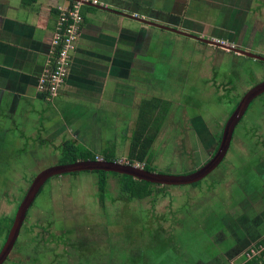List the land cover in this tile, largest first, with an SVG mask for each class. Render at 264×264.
Returning <instances> with one entry per match:
<instances>
[{
	"label": "rangeland",
	"instance_id": "1",
	"mask_svg": "<svg viewBox=\"0 0 264 264\" xmlns=\"http://www.w3.org/2000/svg\"><path fill=\"white\" fill-rule=\"evenodd\" d=\"M249 42L254 50L264 48L263 41ZM191 44L177 45L175 53L165 47L160 73L189 56ZM195 52L198 59L202 52ZM257 63L252 62L254 70L213 66L200 72L201 79L192 70V86L177 66L170 72L173 85L161 76L158 88L164 93L141 103L143 140L153 135L147 153L154 171L187 173L212 156L240 99L263 80L264 64ZM170 91L174 97L180 93V100ZM64 144L42 146L30 156L13 153L6 165L0 163V219L17 211L39 171L63 162ZM129 145L117 157L121 162H128ZM113 149L105 153L118 154ZM98 178L95 171L51 177L2 264H246L253 259L264 264V92L236 125L223 162L199 184L154 186L151 196L132 198L122 191V176L108 172L102 202ZM5 240L0 235V249Z\"/></svg>",
	"mask_w": 264,
	"mask_h": 264
},
{
	"label": "crops",
	"instance_id": "2",
	"mask_svg": "<svg viewBox=\"0 0 264 264\" xmlns=\"http://www.w3.org/2000/svg\"><path fill=\"white\" fill-rule=\"evenodd\" d=\"M101 1L108 8L82 6L84 22L69 75L54 101L48 102L38 90V80L52 48L59 7L68 2L0 0L1 164L6 165L13 153L30 156L42 146L57 149L67 141L95 152L98 159H106L105 150L111 147L118 151L111 154L121 155L127 142L131 146L135 140L138 126V141L145 134L142 101L150 102L163 92L158 88L161 76L172 84L170 72L177 65H165V75L159 68L165 47L174 52L184 42L194 44L176 68L189 86L195 69L199 72L194 76L201 79L200 72L206 74L213 66L212 70H254L252 62L264 64V59L251 56L264 57V48L254 50L249 42H264L262 0ZM196 49L202 52L198 59ZM176 96L172 95L179 101L181 94ZM156 103L145 110L152 113ZM15 214L14 210L7 222Z\"/></svg>",
	"mask_w": 264,
	"mask_h": 264
},
{
	"label": "water",
	"instance_id": "3",
	"mask_svg": "<svg viewBox=\"0 0 264 264\" xmlns=\"http://www.w3.org/2000/svg\"><path fill=\"white\" fill-rule=\"evenodd\" d=\"M259 59H264L263 56L258 54H251ZM264 92V80L252 86L240 99L237 106L232 111L230 117L227 119L221 139L217 150L214 154L198 168L187 173H162L154 170H148L140 167L135 163L121 162L120 160L109 159H77L73 162L58 163L48 166L39 171L33 178L26 194L17 208L12 226L9 230L8 236L0 249V264H2L8 257L10 251L14 247L21 227L25 221L27 212L37 195L42 190L45 183L53 176L62 175L65 173H74L80 171H95L104 170L107 172H116L119 174H127L134 178L145 180L150 183H156L166 186L177 185H193L200 182L202 179L215 170L225 159L227 152L230 148L233 132L236 125L245 114L249 104L257 96Z\"/></svg>",
	"mask_w": 264,
	"mask_h": 264
},
{
	"label": "built area",
	"instance_id": "4",
	"mask_svg": "<svg viewBox=\"0 0 264 264\" xmlns=\"http://www.w3.org/2000/svg\"><path fill=\"white\" fill-rule=\"evenodd\" d=\"M67 2V6L59 7L58 20L51 39L52 48L38 80V90L48 102L54 101L69 75L72 56L84 22L82 6L89 4L108 8V5L101 0H67Z\"/></svg>",
	"mask_w": 264,
	"mask_h": 264
},
{
	"label": "trees",
	"instance_id": "5",
	"mask_svg": "<svg viewBox=\"0 0 264 264\" xmlns=\"http://www.w3.org/2000/svg\"><path fill=\"white\" fill-rule=\"evenodd\" d=\"M142 133H136L135 134V140L131 144L130 151L128 153V162L129 163H134L135 161L143 163V167L148 170H154V168L149 164V155L147 153V147L149 143L153 140V135L146 137L145 140H139L142 135ZM141 135V136H140ZM64 155H63V162H73L77 159H95L97 158L96 154L89 150L82 148L79 145H75L74 143L67 141L64 144ZM219 143L216 145V149L214 152L217 150ZM104 157L109 160H116L118 159L115 155L111 154V152H107ZM62 162V163H63ZM95 172H98L99 178H98V190H99V195L100 199L103 202L105 199V193L107 191V171L104 170H95ZM116 174L115 172H112ZM122 176V182H121V187L122 191L126 192L128 196L132 198H147L153 194L154 186H164L165 185H159L156 183H150L145 180H140L137 178H134L133 176L127 175V174H120ZM201 182V181H200ZM200 182H197L193 185H197ZM28 215V212H27ZM26 215V216H27ZM13 218L7 222V220L0 219V235L5 234V237L8 236L9 230L12 226L13 223ZM264 244V243H263ZM264 254V252H263ZM256 260L253 259L251 261H248L246 264H256Z\"/></svg>",
	"mask_w": 264,
	"mask_h": 264
},
{
	"label": "flooded vegetation",
	"instance_id": "6",
	"mask_svg": "<svg viewBox=\"0 0 264 264\" xmlns=\"http://www.w3.org/2000/svg\"><path fill=\"white\" fill-rule=\"evenodd\" d=\"M256 84H257V83H256ZM259 96H260V95H259ZM257 97H258V96H257ZM253 100H254V99H253ZM251 103H252V102H251ZM251 103L249 104V106H248V108H247L246 112L248 111V109H249V107H250ZM246 112H245V114H246ZM245 114H244V115H245ZM244 115H243V116H244ZM215 149H216V145H215ZM215 149H214V150H215ZM213 153H214V151H213ZM213 153H212V154H213ZM7 258H8V257H7Z\"/></svg>",
	"mask_w": 264,
	"mask_h": 264
},
{
	"label": "clouds",
	"instance_id": "7",
	"mask_svg": "<svg viewBox=\"0 0 264 264\" xmlns=\"http://www.w3.org/2000/svg\"><path fill=\"white\" fill-rule=\"evenodd\" d=\"M221 139V138H220ZM213 155V154H212ZM143 167V166H142Z\"/></svg>",
	"mask_w": 264,
	"mask_h": 264
}]
</instances>
